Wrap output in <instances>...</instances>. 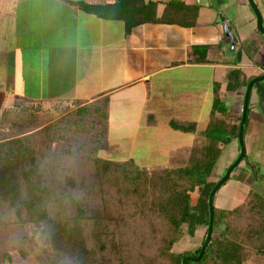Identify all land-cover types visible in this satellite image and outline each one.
Here are the masks:
<instances>
[{"label": "trees", "instance_id": "trees-1", "mask_svg": "<svg viewBox=\"0 0 264 264\" xmlns=\"http://www.w3.org/2000/svg\"><path fill=\"white\" fill-rule=\"evenodd\" d=\"M77 6L105 21L124 22L126 34L144 24L191 28L200 10L199 5L171 0L158 18V4L152 1ZM241 75L233 70L229 80ZM249 82L229 84L228 90ZM31 103L17 99L0 119V229L9 224L16 231L32 228L33 234L20 241L25 248L13 243L23 259L31 256L40 264H182L184 258L199 256L210 221L208 198L222 179L217 163L230 139L212 137L204 147L176 152L168 165L156 168L105 161L97 154L109 143V96L79 103L72 117L46 125L32 115L25 119V105ZM215 113L231 121L220 102ZM240 122L241 115L234 128L237 139ZM15 127L25 128L13 136L8 131ZM171 128L189 133L195 126L173 122ZM38 135L47 141V149L36 150L32 139ZM58 139L66 141L60 152L52 150ZM77 158L91 166L89 179H80L73 166ZM197 189L200 200L193 213L192 193ZM218 226L225 232L216 237ZM184 227L190 236L199 227L207 230L200 247L177 254L173 248L185 236ZM258 257H264V195L250 191L233 210L214 208L209 246L199 263L187 264H248ZM12 263L9 247L0 243V264Z\"/></svg>", "mask_w": 264, "mask_h": 264}, {"label": "crops", "instance_id": "crops-1", "mask_svg": "<svg viewBox=\"0 0 264 264\" xmlns=\"http://www.w3.org/2000/svg\"><path fill=\"white\" fill-rule=\"evenodd\" d=\"M117 1L0 0V119L17 99L79 104L109 96L108 140L114 158L136 163L140 152V156L165 158L161 166H166L176 152L206 145L204 140L198 145L197 136L207 133L209 121L219 115L215 113L218 102L236 122L247 86L228 90V85L264 74V37L252 26L248 13L239 16L241 28L230 32L217 17L199 29L205 9L213 8L205 0L200 4L180 0L199 5L194 27L144 24L130 34H125L122 21H105L77 6ZM145 1L158 4V18L169 2ZM222 1L227 2L223 9L233 3L242 8L247 4L246 0H213V5L219 8ZM211 35L214 46L207 41ZM204 48L206 53L199 52ZM200 58L206 62L195 61ZM251 69L256 75L245 73ZM233 70L242 73L239 80H229ZM251 100L249 116L264 129V101L252 104ZM173 122L195 129L177 132L171 128ZM257 154L262 161L264 150Z\"/></svg>", "mask_w": 264, "mask_h": 264}, {"label": "rangeland", "instance_id": "rangeland-1", "mask_svg": "<svg viewBox=\"0 0 264 264\" xmlns=\"http://www.w3.org/2000/svg\"><path fill=\"white\" fill-rule=\"evenodd\" d=\"M159 1H165V0H159ZM200 1L201 0H191V2H193L194 4H200ZM205 1L207 2L210 1L213 8L208 11L205 9L204 13L205 12L206 13L202 18V21L199 25V29L200 27L201 28L205 27V23H207L208 21L210 22L215 17H217L219 20V25H222L221 27L223 28L224 26L227 25L228 31L230 32V30L231 29L233 30L234 27L239 28L242 25L243 21L239 19V16L244 17L246 16L245 14L247 13L250 15L251 21L253 23L252 26H254L255 29H257V21L255 14L253 13L252 9L249 7L248 4L244 6V8L247 7L248 9L243 11L244 8H242L240 4L233 3L230 6H228V8L223 9V7H227L226 6L227 4L225 5V3L227 2L225 1L219 2L220 4L219 8L213 5V0H205ZM255 3L258 6V9L261 13L263 19V25H264V0H255ZM86 4H90V3L87 2ZM206 17L208 18V20H206ZM243 30L245 31V29ZM124 32L126 34V31ZM225 34L227 35L226 32ZM224 39L227 40L228 38L225 37ZM207 41L211 43L210 45L214 46V44H212L213 42H215L214 35H211L207 39ZM235 61L234 59H232V63H235ZM256 61L259 62V60ZM245 73L247 75H256V72L253 69L246 70ZM258 95L259 97H257ZM251 99H252L251 100L252 104L255 101H260V100L264 101V93H262L261 91L255 88L253 90V95ZM77 108H78V104L76 103H71V104L31 103L28 104V106L25 105V110L27 111V115L25 116V119L31 117L32 115L35 116L36 119L42 121L45 125L47 123L49 124L50 122L51 124L58 122L61 123L63 120L72 117L75 111L77 110ZM257 111L262 112L260 110ZM209 122L210 124L207 133H205L204 135L197 136L198 139L197 144L201 146L202 144L200 143L212 137L223 140L230 139L229 145L224 146V151L217 163V177L223 178V176L226 174L228 169L231 168V166H233V164L237 161V159L240 156L239 142L238 139L234 137V128L237 127V123L235 121L234 122L229 120L226 121L224 118L221 117V115H217L213 117V119L210 120ZM259 125H260L259 123L256 124L252 121L251 116L248 117L247 125L245 127V133H244L246 155L244 159L241 161V163L238 165V167L232 172L227 183L224 186H222L220 190L217 192L214 202L216 208L233 210L234 208L239 207L244 203L246 195L250 191H254L261 196L264 195V159L262 158V161L259 162L260 154H257L258 150L260 151L264 150V129L262 128V126ZM19 126L21 127V125ZM24 128H21V130ZM21 130L18 127H15L8 132L10 134L13 133V136H16V134L22 133ZM45 141H46L45 138L41 137V135H38L34 139H32V143L35 146L36 150L47 149V144H46L47 141L46 142ZM65 144L66 141L64 139H58V141L55 140V142L52 145V150H56L58 148L57 151L60 152L62 149L61 146H64ZM139 154L140 152L137 153V156L134 158V161L136 162L135 164L139 167L156 168L161 165H164L166 162L165 158L160 156L159 157L153 155L140 156ZM97 156L100 159H104L105 161H117L122 163L126 162L124 159L121 160V158L118 157L114 158V156L112 155V150L110 148V143H108L103 150L98 152ZM76 160L77 161L73 164V166L76 169V172L79 174L80 179H84V180L89 179V172L92 171L91 166L85 164L82 161V159L77 158ZM151 163L155 164L156 166H147V165H152ZM199 200H200L199 191L197 189L194 193H192L191 208L193 213H196L195 208L199 203ZM16 230L17 228L15 229V225L12 224L6 225L3 228L1 227L0 229V243H3L9 247V251L13 258L12 264H40L39 262H36L31 256H29V258L23 259L13 248L14 242H17L15 244L16 245L15 248H18L19 246H21L22 248L26 247L25 244L23 242L20 243V241L23 237H29L33 234L32 228L28 226V228L26 229H21L18 231ZM206 230L207 228L199 227L195 235L190 236L187 232V228L184 227L183 231L185 232V236L174 246L173 251L177 254H181L189 251L192 252L195 251L198 247L201 246ZM224 232H225V227L218 226V228H216L215 236L218 237L220 234ZM250 264H264V257H258L253 261H251Z\"/></svg>", "mask_w": 264, "mask_h": 264}, {"label": "water", "instance_id": "water-1", "mask_svg": "<svg viewBox=\"0 0 264 264\" xmlns=\"http://www.w3.org/2000/svg\"><path fill=\"white\" fill-rule=\"evenodd\" d=\"M249 7L252 9L253 13L255 14L256 21H257V31L260 35L264 37V25H263V19L261 16V13L258 9V6L255 3V0H246ZM226 33L227 30H226ZM239 56V55H238ZM264 82V74L252 79L247 87L245 88L244 97H243V104L241 108V122H240V129L238 134V142H239V148H240V156L237 159V161L231 166V168L228 169L226 174L223 176V178L217 183V185L214 187V189L211 191L209 198H208V205H209V213H210V221L208 226V231L206 235V239L204 244L201 247V252L197 258H191L187 257L183 259L182 264H187L188 261H192L194 263H199L203 254L205 253L206 249L209 246V243L213 237L214 233V199L217 194V192L220 190L222 186H224L227 181L229 180L232 172L238 167V165L241 163V161L244 159L246 155V149H245V143H244V133H245V127L246 122L248 118V109H249V103L251 98V93L253 91V88L256 87L257 90L264 93V88L262 86V83Z\"/></svg>", "mask_w": 264, "mask_h": 264}, {"label": "flooded vegetation", "instance_id": "flooded-vegetation-1", "mask_svg": "<svg viewBox=\"0 0 264 264\" xmlns=\"http://www.w3.org/2000/svg\"><path fill=\"white\" fill-rule=\"evenodd\" d=\"M246 3H247V1H246ZM248 4V3H247Z\"/></svg>", "mask_w": 264, "mask_h": 264}]
</instances>
